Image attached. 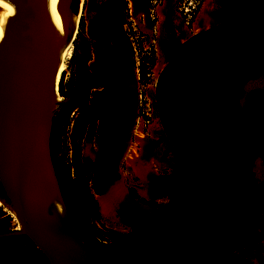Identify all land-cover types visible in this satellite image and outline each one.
Segmentation results:
<instances>
[{"label": "water", "instance_id": "water-1", "mask_svg": "<svg viewBox=\"0 0 264 264\" xmlns=\"http://www.w3.org/2000/svg\"><path fill=\"white\" fill-rule=\"evenodd\" d=\"M73 1L60 0L57 4L68 16L64 22L66 36L61 41L52 25L49 0H0V9L15 6L0 40V200L18 223V229L0 233V241L24 237L47 264H195L191 259L200 252L236 248L241 236L257 224L256 206L263 205L264 200L255 201V186L244 185L239 197L250 207L252 220L236 231L233 244H205L213 222V183L180 112L178 91L187 72L207 53L246 39L264 41V22L244 20L246 0H239L236 20L200 21L195 33L159 63L150 97L157 127L181 160L185 214L177 237L164 251L146 259L119 262L97 255L82 240L52 158L54 119L70 101L60 99L58 84L61 54L74 40L69 20L77 17ZM129 135L126 129L120 136L126 145ZM248 187L253 194L251 203L243 198Z\"/></svg>", "mask_w": 264, "mask_h": 264}, {"label": "rangeland", "instance_id": "rangeland-1", "mask_svg": "<svg viewBox=\"0 0 264 264\" xmlns=\"http://www.w3.org/2000/svg\"><path fill=\"white\" fill-rule=\"evenodd\" d=\"M105 2L112 3L115 13L120 10V4L117 0L73 1L77 9L76 11L73 10V12L78 15V20L80 13L82 16L73 40V55L65 59L67 69L63 74L64 76L62 75L64 81L66 76L69 79L73 74L74 64L78 59L86 61L90 72L93 74H96L101 69L107 50L89 33L87 27L91 22L98 20L99 14L97 9ZM206 3L207 0H152L149 16L145 14V17L140 19L139 16L132 18L122 14L109 33L100 34V38L104 43L109 45L110 50L109 71L111 77L107 80L109 88L107 94L115 103L119 102V105H121L119 107L120 113L111 117L113 130L109 131L110 136L108 139L105 133L100 130L95 131V133H88L85 136L80 127L75 124L77 116H73L66 135L63 138L62 153L68 156L69 159H72L73 156L80 158L89 175L92 165L97 162L100 149L106 143H108L113 152L120 153V156H116V171L104 178L103 195L101 197L106 193L108 178L124 191L127 200L134 205V208L122 203L116 208L112 216H108L103 213L99 202L101 197L97 198L95 195L100 217L94 220V224L99 239L103 242L115 243L120 239L132 246H139L145 239H153L165 232L170 224L169 212L154 213L153 211L154 207H158L161 210L163 206L167 205L171 199L170 195L165 197L167 193L164 190L160 193L152 192L148 194L149 189L141 181L138 171L137 173L130 172L133 161L137 159L136 156L131 154V159L133 160H124L127 159L128 149L134 147L133 152L136 151L137 147L140 149L139 143L137 142V146L135 147L133 142H135L137 137L143 136V132L148 134L146 135L148 138L154 136L156 137L155 139H159V143L166 142L164 135L157 127L153 101L150 97L160 70L158 66L162 59L166 61L186 38L195 33L198 19L204 12H212L214 14V22L236 20L238 0H221L217 7L210 5L209 9H206ZM231 4V8H228ZM185 9L197 14L194 24L191 26L185 23ZM186 15H190V13ZM247 16L250 19L264 20V8L260 7L257 12L250 13ZM82 21H84L83 28L81 27ZM119 36H122L120 40L122 44L120 47H117L116 42ZM231 53L235 56V63L227 58L217 63L219 67L217 81L219 88H222V94H218L219 89H215L213 92L216 95L209 97L203 103V112L208 122L207 131L210 134V138L205 142V146L208 151L210 166L214 173L217 171L216 161L221 154L222 141L220 137L227 132L228 126H230V131L233 134L234 145L229 143L227 146H224V149L227 155L235 152L240 157L241 146L238 144V141L242 138L241 129L246 106L252 96L264 91V45L255 56L249 52L245 43L232 48ZM63 54L64 52H62L61 56ZM126 60H128L127 64ZM146 62L151 64L154 62V65L152 66L150 77L140 80L139 72L143 63ZM126 72L130 73L135 87V114L133 113L134 116L132 115L133 119L129 127L130 142L128 141V145H126V142L123 144V140L120 139L121 134L126 130L125 120L127 117L124 113L125 103L117 97L118 84ZM207 77L205 76L206 84L208 83ZM61 78L58 84V93L60 99L65 100L67 98L66 93L62 92L60 88ZM94 94H96V99H102L104 93L95 92L92 95ZM222 95H227L228 98ZM148 102L152 106L150 118L144 115ZM134 134L136 135L135 140L131 142V137ZM116 139L121 142V150L113 147V140ZM140 140L138 139L139 142ZM139 155L140 152L138 153ZM174 155L176 156L175 152ZM225 171H227L226 174L216 178L217 200L214 229L223 222L226 216H230L238 224H241L243 220V215L235 210L238 193L236 192L232 195L228 192L227 188V183H232L234 180L231 177L235 171L244 179L251 181L257 188L259 195L264 197V155L262 153L253 150L251 157L243 162L237 159L232 173H228L230 170L229 162L227 161ZM175 179H177V174ZM89 186L92 188V183ZM0 213L12 219V230L18 229L15 217L1 200ZM251 233L256 237L257 249L243 246L242 249L235 251L233 256L238 260L239 264H264V254H262V251H264V214L257 228ZM221 238L226 244L231 242L230 236H222ZM209 255V252L205 251L198 253L194 258V263L210 264ZM0 264L41 263L38 261L37 253L28 252L15 244H11V242L1 240ZM212 264L231 263L220 253L219 257L214 259Z\"/></svg>", "mask_w": 264, "mask_h": 264}, {"label": "trees", "instance_id": "trees-1", "mask_svg": "<svg viewBox=\"0 0 264 264\" xmlns=\"http://www.w3.org/2000/svg\"><path fill=\"white\" fill-rule=\"evenodd\" d=\"M259 1L262 3L261 0ZM72 9L75 11L77 10L74 3ZM105 9H109V5H106ZM101 18V21L91 22L87 28L92 36L97 38L100 43L104 44L99 33H108L112 28V22L108 21L103 16ZM81 27H84V21L81 22ZM241 43H245L249 52L254 56L259 53L261 47L264 45L263 40L246 39L217 48L207 53L187 72L178 91L180 112L189 132L198 145L207 166L208 158L207 153L203 150V145L204 142L210 138V134L207 131L208 122L206 115L203 112V103L209 97H214L216 95V93L213 92L215 89H219L218 94H222V88H219V83L217 81V74L219 71L217 63L225 58L235 63L236 59L231 53V49ZM153 65L154 62L152 63V66ZM147 74L148 71L143 63L139 72L140 80H145ZM63 76L60 82L62 92H65V90L73 92L83 82L93 79L88 71L87 62L79 59L76 60L73 74L70 76L66 84L64 83ZM205 76H208L207 84L205 83ZM99 86L100 85L92 84L86 85V94H89L92 88H98ZM222 96L228 98L227 95ZM84 104L86 105L85 102ZM76 108V105L68 103L63 105L58 111L54 119L51 150L63 197L68 206L74 226L82 240L94 253L111 261H136L152 257L164 251L177 237L185 214L186 184L180 158L175 153L178 161V179L173 183L169 195L173 194L174 190L180 191L181 189V192H178L177 195L178 198H181V202L175 203V201H171L163 206L161 210L156 207V213L171 212L172 217L175 220L174 224H169L165 232L159 234L155 238L145 239L139 246H132L128 242H124L120 239L115 243L103 242L99 239L94 224V220L100 217L95 195L103 194L102 176L106 173L112 172L113 168L105 167L98 170L100 175L96 177V179H93L92 176L86 172L80 158L73 156L72 159H69L68 156L62 153L63 138L70 126L71 114ZM86 125V123L83 124V130L87 129ZM241 136L242 138L238 141V144L241 146L240 157L237 155L238 153L235 152H231L227 155L224 149V146H227L229 143L234 145L230 126H228L227 132L220 137V140L222 141L221 154L216 161L218 175L224 174L227 161L229 162V170H233L235 168V161L240 159V161L243 162L248 159L251 157L253 150L259 151L264 155V91L254 95L249 100L244 114ZM104 153L107 155L106 165L111 164L114 159L113 153H110L107 149H104ZM90 183L93 185L92 188L89 186ZM230 221L231 219H228V225L231 224ZM250 221L251 219L246 223H249ZM240 227L236 228V230ZM11 230L12 219L5 217L4 214L0 213V233L9 232ZM5 241L11 242V244H15L19 248L28 252L37 253L38 261L41 264H47L43 255L28 239L24 237H15L6 239ZM212 243L208 240L205 241V244ZM195 256L191 261L194 260Z\"/></svg>", "mask_w": 264, "mask_h": 264}, {"label": "flooded vegetation", "instance_id": "flooded-vegetation-1", "mask_svg": "<svg viewBox=\"0 0 264 264\" xmlns=\"http://www.w3.org/2000/svg\"><path fill=\"white\" fill-rule=\"evenodd\" d=\"M117 2L120 4V10L117 13L114 12L111 2H105V3H103V5L101 7H99L97 9V12L99 14L97 21H101L102 16L105 17V19L112 22L111 30L114 28L118 18L122 14H125L126 16L132 17V18H136L137 16H139L140 19H142L143 17H145V14L149 16V14L151 12L152 0H117ZM106 5H109V9H105ZM231 6H232V4L229 5L228 8H231ZM260 7L264 8V2L263 1L261 3L259 0H246L244 5H243V8H242L243 19L246 21H263L264 22V20L250 19L247 16L250 13L257 12V10ZM81 16H82V14L80 13L79 22H80ZM236 19H237V7H236ZM94 22H96V21H94ZM101 33H103V32H100L99 36ZM121 38H122V36H119V39L116 42L117 47H120L122 44L120 41ZM95 39L98 40L97 38H95ZM98 42H99V40H98ZM100 44L106 48L107 52L105 54V58H104L103 64H102L99 72H97L96 74L91 73L89 70L88 63H87L88 71L91 74V76L93 77V79L83 82L73 92H69V91L65 90V93H66L67 98H70V101L68 103H72L73 105H76V107H77L76 110H74V112L71 114L70 118L72 119L73 116H75V115L77 116L75 124L79 125V127L83 131L84 135L86 136L88 133H95V131L100 130V131L105 133V135L108 139L110 136L109 131L113 130V125L111 124V117L115 114L120 113L119 107L121 105H119V102L115 103L114 100L111 99V97L107 94V92L109 90L107 80L111 77V74L109 71L110 70V68H109V62H110L109 51L110 50H109V45H107L106 43H104V44L100 43ZM68 80L69 79L66 76L64 83H67ZM89 84L100 85V86L98 88H92L90 90L89 94H86V85H89ZM95 92L104 93L105 96L103 94L102 99H96V94L92 95ZM84 102L86 103V105L84 104ZM68 103H66V104H68ZM134 114H135V112H134ZM134 114H133V116H134ZM133 116H131L129 118L127 117L125 120L126 121V127L125 128H127V130L129 129V127L132 123ZM84 123L87 124L86 130H83V124ZM135 136H136L135 134L132 135V140H131L132 142L135 140ZM121 140H123V144H125L124 138L123 139L121 138ZM104 149H107L110 153H113V155H114V159H113V162L111 164L106 165L107 155H105ZM203 150L206 153L208 152L206 149V146H205V142L203 145ZM207 158H208V153H207ZM115 162H116V153L113 152L110 149L108 143H106L100 149L97 162L92 165L91 172H90V175L92 176V178L96 179V177H98L100 175V172H98V170H101L105 167L106 168H113L112 172L106 173V174H104V176H102V189H103L104 178L108 175L113 174L116 171ZM208 168H209L210 175L212 178V183H213L214 207H213L212 228L210 230V233L208 235L207 240L211 243L212 242L213 243L221 242L222 244L223 243L226 244L225 241L221 237L222 236H230L231 242L226 244V245H231L234 243V236H235L236 231L238 230V229L236 230V228H238L240 226L242 227L243 225L247 224L246 222H248L250 219L252 220V218H253V213H252L250 207L248 205H246L245 203H243L239 197V194H240L242 187L246 184H252L253 185V183L251 181L246 180L243 177H241L240 174L237 173L236 171L233 173V176L231 178H234V180L232 183H227V188H228V192L232 195L235 194L236 192L238 193L237 194V203H236L237 206H236L235 210L239 211L240 212L239 214L243 215V220H242L241 224H238V223L234 222L233 218H231L230 216H226L224 218L223 222L216 229H214L213 228L214 227V216L216 213V200H217L216 199L217 198V195H216L217 180H216V178L222 177V175H218V171H216L215 173L212 171L209 159H208ZM234 169L230 170L228 173H232L234 171ZM226 172L227 171H225L224 174H226ZM177 179H178V173H177ZM255 191H256L255 197H254L255 201L260 202V201L264 200V197H261L259 195V192H258L256 187H255ZM178 192H181V189H180V191L174 190L173 194H170L171 199L169 202H171V201H175V203L181 202V198H178V196H177ZM169 193H170V191H169ZM243 198L248 203H251V200L253 198V194H252V190L249 187L246 188L244 195H243ZM256 210H257L258 216H259V220H258L257 224L252 229L247 230L241 236L239 244L236 248L231 249V250H221V249L214 248V249H210V250L205 251V252H209V254H210L209 255L210 264L213 263L214 259L219 257L220 253H222L224 255V258L227 261H229L231 264H239L238 260H236L233 256V253L235 251L242 249L243 246H246L247 248H251V249H257L256 241H255L256 237L251 232L257 228V226L260 222V219H261L262 215L264 214V204L261 206H256ZM153 211L155 213L157 211V208L154 207ZM228 219H231L230 225H228V223H227ZM169 220H170V224L173 225L175 220L173 219L171 212H169ZM262 254H264V251H262ZM192 262L194 263V260ZM218 262H219V260H218Z\"/></svg>", "mask_w": 264, "mask_h": 264}, {"label": "bare ground", "instance_id": "bare-ground-1", "mask_svg": "<svg viewBox=\"0 0 264 264\" xmlns=\"http://www.w3.org/2000/svg\"><path fill=\"white\" fill-rule=\"evenodd\" d=\"M59 1L60 0H49V10H50L51 18H52L53 28L57 36L59 37V39L62 41L66 36V32L64 29V22L66 19H68L67 18L68 16L66 15L63 8H57V4ZM220 2L221 0H207V3L205 4L206 9H209L210 5L217 7L220 4ZM14 8L15 6L0 9V40L13 15ZM213 17H214V14L212 12L211 13L209 11L208 13L204 12L202 14V17L199 19L198 24L200 21H201V24L210 22L211 20H213ZM69 20H71L70 27L73 33V37H75L76 32H77L76 28H78V24H79L78 17L76 18L69 17ZM72 55H73V42L68 47V49L64 51L63 56L60 57L59 78H61V76L65 73L67 69L66 64H65V59L67 57H71ZM127 62L128 60H126V64ZM134 91H135L134 81L131 78L130 73L126 72L125 76L122 77V79H120V82L118 84L117 97L125 103L124 113L126 117L128 118L133 115L134 109H135ZM123 127H125V125H123ZM113 147L119 150L121 147V142L118 139L113 140ZM99 202L102 206L103 213L108 216H112L116 208L122 203L127 204L131 208L134 206L131 202L127 200V197L124 191H122L119 188V186H117L114 183V181L108 178L106 182V193L103 197L99 199Z\"/></svg>", "mask_w": 264, "mask_h": 264}, {"label": "crops", "instance_id": "crops-1", "mask_svg": "<svg viewBox=\"0 0 264 264\" xmlns=\"http://www.w3.org/2000/svg\"><path fill=\"white\" fill-rule=\"evenodd\" d=\"M137 137L141 139L140 142L135 140L133 145L136 147L137 142L140 145V149L137 147L136 151L133 152V148L128 150V156L126 160L131 159V154L136 156V160L133 161V166L130 172L138 173L141 176V181L145 183L150 193H160L162 190L165 191L166 196H169L170 188L173 183L177 181L175 179L178 168L177 156L174 155V150L168 144V142L159 143V139L156 137ZM140 155L138 156V153ZM174 174V176H173ZM169 203V202H168Z\"/></svg>", "mask_w": 264, "mask_h": 264}, {"label": "built area", "instance_id": "built-area-1", "mask_svg": "<svg viewBox=\"0 0 264 264\" xmlns=\"http://www.w3.org/2000/svg\"><path fill=\"white\" fill-rule=\"evenodd\" d=\"M188 13H190V15H186ZM196 17H197L196 13H194L193 11L190 12L188 9H185V23H186V25H188V26L193 25ZM144 65L146 67V70L148 71L147 77H150V72L152 71V64L149 62H146V63H144ZM146 107H147V109L145 110L144 115L147 118H150L152 115V109H151L152 106H151L150 102H148Z\"/></svg>", "mask_w": 264, "mask_h": 264}]
</instances>
